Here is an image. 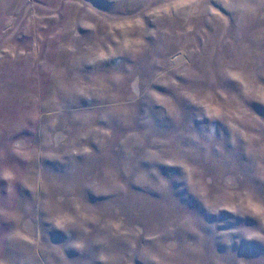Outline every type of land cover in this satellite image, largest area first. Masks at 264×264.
Masks as SVG:
<instances>
[{"label": "rangeland", "instance_id": "374dc122", "mask_svg": "<svg viewBox=\"0 0 264 264\" xmlns=\"http://www.w3.org/2000/svg\"><path fill=\"white\" fill-rule=\"evenodd\" d=\"M0 264H264V0H0Z\"/></svg>", "mask_w": 264, "mask_h": 264}]
</instances>
